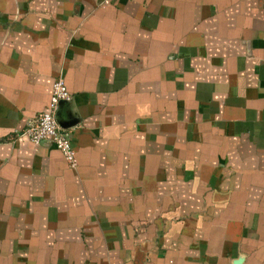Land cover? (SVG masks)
<instances>
[{"label":"crops","instance_id":"0c3cea01","mask_svg":"<svg viewBox=\"0 0 264 264\" xmlns=\"http://www.w3.org/2000/svg\"><path fill=\"white\" fill-rule=\"evenodd\" d=\"M76 166L24 130L55 78ZM264 264V0H0V264Z\"/></svg>","mask_w":264,"mask_h":264},{"label":"built area","instance_id":"2783aa9c","mask_svg":"<svg viewBox=\"0 0 264 264\" xmlns=\"http://www.w3.org/2000/svg\"><path fill=\"white\" fill-rule=\"evenodd\" d=\"M70 92L67 90L62 77L53 81L52 91L48 105L36 116L28 121L24 134L34 143H49L57 148L64 160L71 167L76 166L75 151L72 144L73 131L62 127L57 118L56 111L62 101H69Z\"/></svg>","mask_w":264,"mask_h":264},{"label":"water","instance_id":"95a60500","mask_svg":"<svg viewBox=\"0 0 264 264\" xmlns=\"http://www.w3.org/2000/svg\"><path fill=\"white\" fill-rule=\"evenodd\" d=\"M240 263H241V260H240V259L235 260V261L233 262V264H240Z\"/></svg>","mask_w":264,"mask_h":264}]
</instances>
